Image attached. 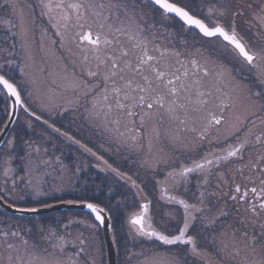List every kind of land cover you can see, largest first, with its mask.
<instances>
[{
  "label": "rangeland",
  "instance_id": "1",
  "mask_svg": "<svg viewBox=\"0 0 264 264\" xmlns=\"http://www.w3.org/2000/svg\"><path fill=\"white\" fill-rule=\"evenodd\" d=\"M180 1L182 6L200 13L210 21L215 19L227 25L235 23L243 40L248 41L250 51L257 55L253 69L257 70L262 63L264 69V55L259 53L261 49L264 53V0H241L237 7L229 6L230 1L236 0ZM212 40L217 45L218 59L214 62L219 68L217 75L221 87L218 94L222 97L220 108L223 120L216 127L209 123L210 112L193 114V122L201 121V116L203 118L205 115L204 122L209 123L205 138L198 135L205 132L201 127L193 133L181 130L158 131L157 119L145 114L140 116L139 120H132L131 114H128L125 118L105 122L97 117L89 119L88 109L84 107L72 111L78 114V119L68 126L58 125L53 120L49 122L50 120L36 114L61 131L57 133L47 127L44 121L31 118L28 111L21 108L11 136H8L9 139L7 138L0 148V194L9 204L34 207L41 202L40 199H47L51 195L56 197V194L74 189L82 172L91 179L98 176L106 189V184L114 177L110 173L112 171L119 178L127 180L129 189L134 184L130 183L135 180L145 182L144 185L153 198L150 212L162 227L178 226L182 223L184 212L182 207H179L180 200L194 206L189 207L187 212L191 214V218L199 220L202 250L205 254L204 264H264V209L260 208L264 203V73L257 71L256 74H247L241 68L242 63L234 54L235 50L230 52L234 56L232 64H229L220 56L221 54L225 57V53L219 50V40ZM18 62L16 58L9 57L6 52L0 50V71L2 67L6 70L15 63L11 71L15 74L13 76L17 85L22 87L23 84L27 90L26 95L31 100L29 105L33 104L45 114L54 117L55 107L64 102H73L69 100L68 93L53 88L57 85L67 90L70 85L76 83L74 76L58 80L44 79L42 69L36 68L35 73L31 65L33 74H28L21 84ZM0 93L7 96L2 87ZM85 95L83 91L76 94L77 102H73L72 107L77 108L76 103L87 99ZM4 101L8 119L9 97ZM214 103L210 108L213 109ZM97 108L92 111L95 112ZM216 114L219 112L213 116ZM171 120L180 122L177 116H172ZM4 123L0 126V131ZM259 124H262V127L257 136L251 131L253 126ZM212 129L214 133L209 134ZM67 137L78 141L89 150L85 151L82 149L84 146L80 148L74 145ZM242 143L244 147L240 148L236 156L225 159L227 150L239 147ZM249 143L257 149L250 150ZM87 151L94 161H98L97 168L101 169L98 174L95 164L92 165L91 157H83L81 154ZM65 156H69L67 158L70 161L75 160L76 164L66 163V159H63ZM46 157H59L63 161L52 165L55 171L51 172L45 167ZM206 161L212 163L208 164ZM195 163L204 164V167L183 174L184 168H194ZM240 170L245 174L246 183L240 177ZM247 171L251 172L249 176ZM174 172L176 177L168 184L176 181L175 195L172 194L171 198L167 197L166 200L162 197V189L160 191L158 187L159 176L162 179L167 178L166 174ZM92 185L89 183V186ZM237 186L240 187L239 192L236 191ZM253 188L256 192H252ZM110 205L113 211L118 213L113 226L123 235L119 239L120 236L116 235L115 228L113 229L117 248L118 243H121L131 250L134 247V234L125 226V223L128 225V218L132 216L128 210V200L122 199L119 210L114 202L110 201ZM123 211L125 215L119 218ZM2 212L7 216V221L1 227V221L4 219ZM60 214L62 213L50 214L48 218ZM67 214L71 215L73 221L72 241L76 246V264H106L103 233L97 222L91 215L81 212L67 211L64 215ZM41 220L44 221L43 218ZM34 221L35 218L9 215L0 210V264H7L5 255L10 256L11 264L40 263L39 248L34 241ZM80 245L83 250L78 251ZM212 253L221 255L219 262L210 258ZM174 260L178 261V258L175 257Z\"/></svg>",
  "mask_w": 264,
  "mask_h": 264
},
{
  "label": "flooded vegetation",
  "instance_id": "2",
  "mask_svg": "<svg viewBox=\"0 0 264 264\" xmlns=\"http://www.w3.org/2000/svg\"><path fill=\"white\" fill-rule=\"evenodd\" d=\"M175 2L181 3L180 0H175ZM50 4L51 8H49ZM57 4H61L62 7H56ZM73 4H79L82 7L72 8ZM140 12L144 14H140ZM191 12L203 19L209 27L219 21L215 19L210 21L200 13ZM219 22L226 28L229 26L223 21ZM231 25L241 36L236 24L232 23ZM89 31L94 37L99 35L101 40L99 45H93L81 39V36ZM105 39L111 43H104ZM212 39L219 40L221 43L219 50L225 53V57L221 54L220 56L229 64H232L235 54L239 62L242 63L241 68L247 74H256L257 71L264 73L263 63L258 66L257 70L253 69L254 62V65L249 64L236 51L231 54L233 48L220 37L207 38L193 27L186 28L185 23H182L179 18L172 14H165L149 0H0V50L19 61L21 84L25 78L27 79L28 74H33L30 70L32 65L35 73L36 68L42 69L44 79L58 80L74 76L76 83L70 85L67 90L57 85L53 88L59 92L63 90L68 93L69 100L77 102L76 94L82 91L86 94L85 97H88L84 101L76 103L78 104L77 108L72 107L73 102L60 104L53 109L54 117H51L37 106L29 105L31 100L26 95L28 94L27 90L24 89L23 84L22 87L17 85L16 78L13 76L15 74L11 71V67H14L15 63L11 64L9 68L4 67L6 70L1 68L3 72H0L17 85L29 110L50 120L49 122L56 121V124L61 126L73 125L78 119V114L72 111L86 107L89 119L97 117L105 122L116 121L131 114L132 120H139L140 116L145 114V116L150 115L149 117L157 119L158 131L181 130L193 133L194 130L201 127L205 132L198 135L205 138L208 134V124L213 123L218 127L223 120L220 108L222 97L221 94H218L221 87L217 75L219 68L214 62L218 59L217 45ZM245 42L249 47L248 41ZM250 47L253 50L251 44ZM145 50L147 56L154 59L141 63L146 58ZM125 52L127 55L124 54ZM129 64L132 67H127ZM156 70L165 73V75L158 79ZM144 77L151 81L150 85ZM169 80H172L173 83L169 84ZM142 88L147 91H142ZM173 89L175 90L173 91ZM140 96H144L145 101H139ZM149 103L152 104L151 108L147 106ZM212 103H214L213 109L210 108ZM96 107H98L97 110L93 112L92 109ZM215 111H218L219 114L213 116ZM208 112H210L209 123L204 122L205 115L203 118L201 116V121L193 122V114ZM28 115L31 118H36L31 113ZM28 115L26 114L27 117H29ZM172 116L180 118V122L171 120ZM213 117L220 119L221 122L215 123ZM40 126L43 125L40 124ZM213 133L212 129L209 134ZM94 151L96 150L94 149ZM81 154L83 157L87 155L91 157L89 151L85 154L81 152ZM67 157L69 156L63 158L66 159V163L76 164L75 160L70 161ZM45 159L47 161L45 167L51 172L55 171L52 165L63 161L59 157H46ZM91 162L92 165L95 164L97 172L94 171L98 174L101 170L97 168L98 161H94L91 157ZM110 173L114 177L111 178L109 184L105 183L108 191L104 189L98 176H93L92 180L82 172V175L77 179L78 185L74 189L56 194V197L51 195L47 199H40L41 202H38V205L67 201L68 199L91 201L83 200V195L99 199L108 194L103 199L105 203H99L109 212L113 223H115L114 220L117 219L118 213L113 211L110 201L117 204L121 199H127L128 210L132 215L139 213L142 206L148 204L145 227L149 230L154 228L165 234H175L178 228L183 227L186 216L184 205L179 203V207H182L184 212L182 223L178 226L167 227L164 225L162 227L150 212L149 208L151 205L152 209L153 198L144 185L145 182L134 179L135 181L130 183L134 184L129 189L127 180L115 176L116 174L112 171ZM166 176L167 178L163 177V179L159 176L158 187L160 191L162 189V197L168 200L172 194L175 195L176 181L169 184L168 182L175 179L176 173L166 174ZM89 183L93 185L89 186ZM78 196L81 199L74 198ZM56 198L58 200L50 201V199ZM166 200L165 202H167ZM117 206L119 210L120 206L118 204ZM60 213L62 214L57 217L48 218L46 215L38 219L35 218L33 222L35 225L34 241L39 248V264H76V246L72 241V217L70 214L64 215L66 213L64 211ZM2 216L4 219L1 221V227L7 221V216L3 212ZM130 219L128 218V225L125 223V226L134 234V247L130 250L125 247V244L118 243V264L205 263L199 220L195 218L189 220L190 227L187 235L194 239L196 252H193L192 245H166L155 237L141 236L130 223ZM113 228L117 229L116 226ZM191 228L194 230L193 234ZM116 232L120 235L118 230ZM77 250H83L82 245ZM6 256H4L8 259L6 263L11 264L10 256ZM175 257L178 258V261L174 260ZM210 258L216 262L220 261L219 255L216 253H212ZM128 259L131 260L128 261Z\"/></svg>",
  "mask_w": 264,
  "mask_h": 264
},
{
  "label": "snow or ice",
  "instance_id": "3",
  "mask_svg": "<svg viewBox=\"0 0 264 264\" xmlns=\"http://www.w3.org/2000/svg\"><path fill=\"white\" fill-rule=\"evenodd\" d=\"M155 5L159 6L160 9H162L165 13L169 14H175L178 18H180L187 26L189 27H195L199 29L200 32H202L205 36L208 37H222L224 41L229 42L232 46H234L235 50L238 51L239 55L244 58L245 61H247L249 64H253V62L257 59V55L250 52L249 49L246 47V45L242 42V40L239 38L238 34L235 31V27L232 25H229L227 28L221 24L219 21L215 22L212 27H209L208 24L205 23L203 19L198 18L196 15H194L191 11L187 10L186 7H181L178 5V3L175 2V0H154ZM56 7H62L61 4H57ZM72 8H80L82 7L79 4H73L71 5ZM49 8H51V4L49 5ZM103 27V25H101ZM82 40L88 41L93 45H99L101 43L99 35L93 36L92 32L89 31L81 36ZM104 43H111V41L105 39ZM139 47V45H137ZM127 55V53H124ZM145 59L141 61V63H146L147 61H150L154 59L151 56H147V52L145 50ZM115 66V65H114ZM127 67H132V65H127ZM157 78H162L165 73L160 72L159 70H156ZM187 75V73H185ZM144 79L148 82V84H151V81H148L147 77H144ZM178 79V78H177ZM169 84H172L173 81L169 80ZM0 84H2L7 91L16 98L17 101L20 100V94L17 90V87L15 84L11 83L8 79H6L4 76L0 75ZM142 91H147V89L142 88ZM175 89H173L174 91ZM203 95V93H201ZM126 98H128L126 96ZM107 99V97H105ZM139 101L143 102L145 101L144 96L139 97ZM123 106V105H121ZM149 108L152 107V104L147 105ZM213 121L217 124H219L221 121L220 119H217L213 117ZM244 147L243 143L236 148H230L227 150V157L236 156L237 153L240 151V148ZM206 163L211 164V161H206ZM204 167V164L195 163L194 168H184L183 174H187L190 172L195 171L196 169H202ZM237 192L240 191V187L237 186L236 189ZM252 192H256V189L253 188ZM180 204L184 205L186 216L183 221V227H180L177 229L175 234H165L163 232L157 231L154 228L145 227L146 224V215L148 213V204H144L142 206V209L139 213L133 214L130 223L136 228V231L141 236H147V237H155L159 241L163 242L166 245H177V244H185V245H192L193 252H196L195 248V242L192 236L187 235L190 223L189 219L191 217V214L187 212L190 206L185 201L180 200ZM86 207L91 210L92 213L95 214V219L100 221L101 223H104L105 215L103 214L105 210L101 207H99L96 204L87 203ZM261 209H264V203L260 205ZM255 207H253V211H255ZM30 211H36L35 209H30ZM199 254V253H197Z\"/></svg>",
  "mask_w": 264,
  "mask_h": 264
},
{
  "label": "water",
  "instance_id": "4",
  "mask_svg": "<svg viewBox=\"0 0 264 264\" xmlns=\"http://www.w3.org/2000/svg\"><path fill=\"white\" fill-rule=\"evenodd\" d=\"M149 1L152 2L153 4H155L154 0H149ZM165 14H169V13H165ZM172 15L177 17L175 14H172ZM182 23H184V22L182 21ZM186 28H189V26L186 25ZM193 28H195V27H193ZM195 29L199 33H201L204 37L211 38V37L205 36L202 32L199 31V29H197V28H195ZM236 33H237V31H236ZM238 36L242 40V42L246 45V47L249 49L247 43L244 42V40L241 38V36L239 34H238ZM220 38H221V40H223L222 37H220ZM224 42L229 44V42H227V41H224ZM229 45L233 48V50H235L234 46H232L231 44H229ZM235 51L238 53L237 50H235ZM249 51H250V49H249ZM0 75L4 76L1 73H0ZM6 79H8V78H6ZM11 83H13V82H11ZM0 86L4 89L6 95L9 97V107H10V110H9V113H8V117H7L8 119L4 123V125L1 128L2 130L0 131V148H1L3 146V144L7 141L9 133L11 132V130L13 129L14 124L18 120V114H19V111H20L21 108L26 109L28 111V113H31L36 118H38V119H40V118L38 116H36V114L33 113L31 110H29L28 107L25 105V102H24V100L22 98V95H21L20 90L17 87V85H16V87H17V90H18V92L20 94V100L19 101H17L16 98L14 96H12L2 84H0ZM40 120L44 121L45 125L47 127H49L51 130H56L57 133H61V131L57 127H55L54 125H50L49 123H47L42 118ZM67 138L74 145H78V147L80 146V148H82L84 146V145L82 146L81 143H78V141H76V140H74V139H72L70 137H67ZM82 149L85 150V151L89 150L85 146ZM109 169H112V168H107V170H109ZM116 176L119 177L117 174H116ZM87 203L96 204V205H98L99 207H101V208H103L105 210V212L103 213L105 215L104 223H101L100 221L95 219V214L92 213L91 210L86 207ZM30 209H35L36 211H30ZM0 210L1 211L3 210L5 213H7L9 215H15V216H18V217L27 216V217H30V218H35V217H39V216H45L46 214H53V213H56L57 211H66V212L67 211H76V212L82 211V212L90 213L93 216L95 222H97L98 225L100 226V229H101V231L103 233V241H104V244H105V254H106V264H118V254H117L118 249H117V244H116L115 238H114L113 222L111 220V216H110L109 212L101 204H97V203L92 202V201H69V200H67V201H58L56 203H52V204L45 205V206L19 207V206H16L14 204L7 203L4 200V198L0 195Z\"/></svg>",
  "mask_w": 264,
  "mask_h": 264
},
{
  "label": "trees",
  "instance_id": "5",
  "mask_svg": "<svg viewBox=\"0 0 264 264\" xmlns=\"http://www.w3.org/2000/svg\"><path fill=\"white\" fill-rule=\"evenodd\" d=\"M241 0H236V1H230V3H229V6H231V7H237V3L238 2H240ZM254 40V39H253ZM255 41V40H254ZM261 49V48H260ZM259 52H261V54L262 55H264V53H262V49H261V51H259ZM6 97L7 96H5V94L4 93H0V126L2 125V123L3 122H5V120H6V116H7V110L5 109V107L3 106V105H5V101L4 100H6ZM261 127H262V124H259V126L258 125H256V126H254L253 127V130L251 131L252 133H255V135H257L258 136V134H260L259 133V131L261 132ZM11 136V134L9 135V137ZM9 137H8V139H9ZM249 145H250V150H256L257 148H256V146L255 145H253L252 143H249ZM240 172H241V170H240ZM247 173V176H249L250 175V173L251 172H249V171H247L246 172ZM111 175V174H110ZM240 177L241 178H243V181L245 182L246 180H244L245 179V174L244 173H242L241 172V174H240ZM246 183V182H245ZM108 194H105L104 196H101L99 199H95V198H93V197H90V196H86V194H84L83 195V200H91V201H95V202H97L98 204H99V202L100 203H102V202H104L105 203V201L103 200V199H105L106 198V196H107ZM74 198H80V196H78V197H74ZM108 198V197H107ZM81 199V198H80ZM56 200H58V198H56V199H50V201H56ZM41 204V203H40ZM118 205H122V199L119 201V203H117ZM81 213H83V214H86V215H91L90 213L88 214V213H85V212H81ZM59 214V213H58ZM125 215V212L123 211V213L122 214H120L119 215V218L120 217H122V216H124ZM47 216H49V215H47ZM92 217V216H91ZM121 221H123V220H121ZM122 223V222H121ZM118 225V224H117ZM117 231V229L115 230V232ZM123 233V232H122ZM116 235H118V236H120L119 237V239L121 238V234L119 235V233L117 234V232H116ZM123 236V235H122ZM219 253V252H218ZM218 253H216V254H218ZM219 255V259H220V254H218ZM210 257H211V255H210ZM238 256L236 255V258H237Z\"/></svg>",
  "mask_w": 264,
  "mask_h": 264
}]
</instances>
